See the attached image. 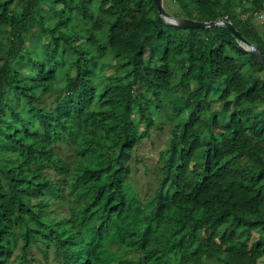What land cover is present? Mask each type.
<instances>
[{
  "label": "trees",
  "instance_id": "1",
  "mask_svg": "<svg viewBox=\"0 0 264 264\" xmlns=\"http://www.w3.org/2000/svg\"><path fill=\"white\" fill-rule=\"evenodd\" d=\"M170 1L264 51V0ZM261 260L264 64L232 31L172 26L155 0H0V264Z\"/></svg>",
  "mask_w": 264,
  "mask_h": 264
},
{
  "label": "rangeland",
  "instance_id": "2",
  "mask_svg": "<svg viewBox=\"0 0 264 264\" xmlns=\"http://www.w3.org/2000/svg\"><path fill=\"white\" fill-rule=\"evenodd\" d=\"M167 4L176 8L174 2L170 0H165ZM256 19V20H255ZM254 20L257 21V17ZM55 19H51V23H54ZM257 23V22H256ZM264 28V27H263ZM262 28V29H263ZM264 30V29H263ZM44 35L42 32V25L37 23L34 28L26 34L27 45L32 46V48H37L43 42ZM219 105V104H217ZM156 145L160 144L159 138L155 139ZM151 139L145 140V142L140 146L136 155L138 160L135 161L133 165V178L135 180L136 187L145 194L153 193L158 185L159 176V161H160V151L156 147ZM262 260L260 264H262Z\"/></svg>",
  "mask_w": 264,
  "mask_h": 264
},
{
  "label": "water",
  "instance_id": "3",
  "mask_svg": "<svg viewBox=\"0 0 264 264\" xmlns=\"http://www.w3.org/2000/svg\"><path fill=\"white\" fill-rule=\"evenodd\" d=\"M159 8V16L163 18L168 24L175 27H213L222 26L232 31L238 38L242 47L248 50L255 56L262 64H264V51L260 49L254 42L246 37L238 26L230 19L229 16H223L217 20H198L193 18L179 17L171 13L165 5V0H155Z\"/></svg>",
  "mask_w": 264,
  "mask_h": 264
},
{
  "label": "built area",
  "instance_id": "4",
  "mask_svg": "<svg viewBox=\"0 0 264 264\" xmlns=\"http://www.w3.org/2000/svg\"><path fill=\"white\" fill-rule=\"evenodd\" d=\"M256 15H257L259 21L261 22V24L264 25V10L257 11Z\"/></svg>",
  "mask_w": 264,
  "mask_h": 264
},
{
  "label": "clouds",
  "instance_id": "5",
  "mask_svg": "<svg viewBox=\"0 0 264 264\" xmlns=\"http://www.w3.org/2000/svg\"><path fill=\"white\" fill-rule=\"evenodd\" d=\"M256 17H257V15H256ZM257 19H258V17H257ZM259 20V19H258ZM262 26L264 27V25L262 24Z\"/></svg>",
  "mask_w": 264,
  "mask_h": 264
}]
</instances>
